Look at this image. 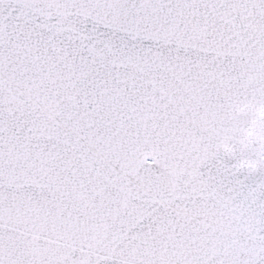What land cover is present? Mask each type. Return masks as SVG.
Here are the masks:
<instances>
[{
	"label": "snow or ice",
	"instance_id": "obj_1",
	"mask_svg": "<svg viewBox=\"0 0 264 264\" xmlns=\"http://www.w3.org/2000/svg\"><path fill=\"white\" fill-rule=\"evenodd\" d=\"M0 264H264V0H0Z\"/></svg>",
	"mask_w": 264,
	"mask_h": 264
}]
</instances>
